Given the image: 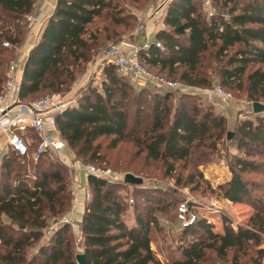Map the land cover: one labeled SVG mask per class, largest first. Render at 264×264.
<instances>
[{"label": "trees", "instance_id": "16d2710c", "mask_svg": "<svg viewBox=\"0 0 264 264\" xmlns=\"http://www.w3.org/2000/svg\"><path fill=\"white\" fill-rule=\"evenodd\" d=\"M37 2L0 0V92L6 80L5 69L23 43L27 18L34 13ZM222 3L224 7L233 3V7L222 12L228 19L221 15L204 19L195 0H174L164 17L167 29L155 36L163 43L162 49L152 46L141 52L140 62L166 79L153 69L174 75L180 68L179 80L183 84L205 86L198 67L204 54L213 47L218 57H226L218 73L221 83L240 87L244 79L247 97L257 103V97L264 96V72H247L250 66H264V0H222ZM127 20L136 24L134 17L123 15L118 0H56L53 13L24 64L19 84L21 101L31 102L39 95L68 89L91 53L116 33L120 35L119 28L129 26ZM4 43L9 47H4ZM104 76L101 90L88 87L76 105L56 117L60 136L82 162L98 161L102 139H110L106 146L109 149L130 141L137 153L144 155L145 164L160 163L165 176L171 177L175 163L191 159L197 148L213 150V140L219 141L225 132L224 118L210 110L200 113L180 104L172 112L166 104L171 91L156 97L149 114L151 120L144 126L139 106L133 128L124 109L132 97L131 86L111 65L105 67ZM235 135L241 154L232 158L228 166L231 177L217 190L226 201L252 208L253 214L245 225H234L224 214L221 231H214L211 222L197 219L194 225L181 229L175 247L162 261L152 249L155 216L142 214L135 205L134 225L130 226L124 219L127 206L120 195L125 184L88 177V198L80 222V254L84 255L85 264H203L207 252L223 258L231 250L239 252L249 244H261L264 181H250L245 176L264 177V161L257 160L264 159V119L240 122ZM50 160L41 157L34 163L11 152L2 158L0 264H77L78 253L69 224L60 225L46 242L30 252L43 239L47 220L59 218L72 208L66 168ZM134 188L144 204L152 201L151 189ZM161 202L164 211L173 205Z\"/></svg>", "mask_w": 264, "mask_h": 264}, {"label": "rangeland", "instance_id": "374dc122", "mask_svg": "<svg viewBox=\"0 0 264 264\" xmlns=\"http://www.w3.org/2000/svg\"><path fill=\"white\" fill-rule=\"evenodd\" d=\"M118 1L120 2L123 15H130L132 17H134V13L137 14L150 11L157 4V0H138L137 2L136 0ZM204 1L205 0H195V3L198 11L205 19L209 18V13L206 12L203 7ZM209 1L211 4L210 12L214 15H222L224 14L222 12H226L229 8L233 7V3L224 7L222 0ZM240 5L241 2L238 6L240 7ZM127 22L129 25L128 27L119 28L121 32L120 35L116 33L115 36L108 38L107 41L102 43L100 48L95 49L91 53L89 61L81 65L80 69L77 70L74 82L68 89L61 93L72 94L74 96L78 95L79 97L88 87L101 90L102 83L105 79L104 69L108 66L102 57V53L106 47L110 44H116L124 38L134 41L137 36H140L135 33L138 23L136 22V24H134L132 20H127ZM148 22V20L144 22V25H146L144 27V33L147 35L145 39L158 41L155 37L158 33L157 26L149 25ZM101 25L102 24H99L100 27ZM159 42L163 44L160 40ZM235 49L236 47L230 50V53H233ZM17 52L18 49L15 50L13 58L9 61L5 69V75H7L8 66L10 64L13 63L17 65ZM225 61L226 57H218L216 49L211 47L202 57L198 67L200 77L204 79L207 84L205 86H196L195 88L198 89L197 92L171 91V97L166 102L172 112L180 104H185L188 110L197 109L200 113L210 110L214 115L224 118L226 125L225 132L221 135L219 141L213 140V150L197 148L191 159L186 162H177L174 164V172L171 177L165 176V170L160 163L145 164L143 160L144 155L138 154L136 148L133 147L130 141L120 143L115 149H109L106 146L110 139L100 140L101 151L99 159L98 161L92 162L97 166L112 170L119 177H122V179L126 174H132L142 179V185L140 186L151 189L152 201L149 200L148 205L142 202L141 196L136 193L132 185H125L120 195L127 206L124 214L126 222L134 220L135 214L133 213V206L135 205L140 207L139 210H141L142 214L149 215L150 217L155 216V225L152 231V249L162 261L167 258L170 251L175 247L176 239L181 231L180 225L177 222L176 210L179 203L188 202L190 206L196 209L198 219L204 218L213 224L214 231H221V218L224 214L232 220L234 225H245L253 214L252 208L245 204H233L226 201L217 190L219 185L228 181L231 177L228 166L232 158L241 154L237 150L235 144V129L237 125L247 119L252 121L258 118L264 119V112L260 114L253 113L252 104L254 101L249 100L247 97L244 79L242 82L243 86L240 87L236 84L229 87L221 83L218 73L219 69L225 65ZM255 70L264 72V66H250L247 74ZM153 71L166 76L171 81L185 85L179 80V74L182 71L180 68L174 75H169L167 71L160 72L159 68L153 69ZM125 81L132 88V97L124 104V109L127 111L130 122L133 124V122L135 123V111L140 106L142 110L140 117L143 123L142 126H144L151 120L149 114L155 107L156 97L163 96L166 93L151 89L149 86L141 87L132 84L128 80ZM212 85H220L231 94L232 99L227 105H218L215 102L212 103L205 99L203 92ZM46 95L48 94L39 95L33 100ZM138 99L141 100L138 101ZM257 101V103L264 106V96L257 97ZM257 160L259 162L264 161L262 158H257ZM66 174L68 182L70 183L72 208L68 213L59 218H49L47 220V228L44 231V237L39 243L33 246L30 250L31 253H33L39 245L47 241L51 233L62 225L63 219L69 221L68 224L73 231L72 224L74 222L72 214L80 207V202H76L77 190L73 187L72 174L67 169ZM228 174L229 179L226 180ZM245 178L256 182L264 181V177L258 175L250 174L246 175ZM87 196L88 195H86V202ZM162 200L168 203L172 202L173 205L171 209L167 211L161 210L163 207ZM77 240L78 238L74 236L75 250L76 253L80 254L82 251L81 243H77ZM203 264H264V237H262L261 244L258 246L249 244L246 249L242 251L238 252L231 250L227 252L226 256L223 258L217 256L213 252H207Z\"/></svg>", "mask_w": 264, "mask_h": 264}, {"label": "built area", "instance_id": "2783aa9c", "mask_svg": "<svg viewBox=\"0 0 264 264\" xmlns=\"http://www.w3.org/2000/svg\"><path fill=\"white\" fill-rule=\"evenodd\" d=\"M173 1L157 0V4L150 11L134 13L133 16L138 23L135 33L144 35L146 20L149 21V25L157 26L158 32L165 31L167 29L164 22L165 13ZM203 7L209 13V17L214 16L210 12L209 0L204 1ZM221 16L224 19L228 18L226 14ZM3 46L8 48L9 44L4 43ZM152 46L162 49V44L159 41L145 39L137 43L124 38L116 44L108 45L102 53V57L120 77L127 79L132 84L141 87L149 86L159 92H197L198 89L195 87L166 79L142 65L139 58L140 53L147 51ZM19 84L17 65L12 63L8 66L6 80L0 92V137L3 138L0 145V166L3 156L10 152L20 158H30L34 163L38 162L41 157H48L64 166L72 174L73 187L77 192L79 191L77 178L81 175L87 178L93 177L122 183V177L112 170L78 160L57 130L56 117L76 105L80 96L52 93L26 103L20 99ZM203 94L209 102H215L218 105H227L232 99L231 94L220 85H212L205 89ZM85 192L87 194L86 190ZM197 219L196 212L188 202H181L177 205V222L181 229L194 225ZM63 220L62 224L69 223L68 220ZM77 243L80 244L81 241L78 239Z\"/></svg>", "mask_w": 264, "mask_h": 264}, {"label": "crops", "instance_id": "0c3cea01", "mask_svg": "<svg viewBox=\"0 0 264 264\" xmlns=\"http://www.w3.org/2000/svg\"><path fill=\"white\" fill-rule=\"evenodd\" d=\"M56 0H39L35 6L34 13L28 19V29L25 34L22 45L18 48L17 52V76L19 80H21V75L23 71L24 64L26 62L29 51L32 47L37 43L39 36L41 34L42 28L47 21V19L52 15L54 10ZM145 34V33H144ZM145 35L137 36L134 42L140 43L145 40ZM156 36V35H155ZM3 142V138L0 137V145ZM229 179V174L226 180ZM86 185H87V177L81 175L77 178V188L79 191L77 192V200L76 202H80V207L75 210L72 214L73 219V234L76 238L81 241V233H80V222L82 218V214L84 211V207L86 204ZM76 187V186H75ZM85 189L82 191V189ZM130 226L134 225L133 221L127 222Z\"/></svg>", "mask_w": 264, "mask_h": 264}, {"label": "water", "instance_id": "95a60500", "mask_svg": "<svg viewBox=\"0 0 264 264\" xmlns=\"http://www.w3.org/2000/svg\"><path fill=\"white\" fill-rule=\"evenodd\" d=\"M252 109L254 114H260L264 112V106L260 103H253ZM125 185H132V186H140L142 185V179L135 177L132 174H126L122 181ZM76 263L77 264H85V259L83 254H77L76 257Z\"/></svg>", "mask_w": 264, "mask_h": 264}]
</instances>
